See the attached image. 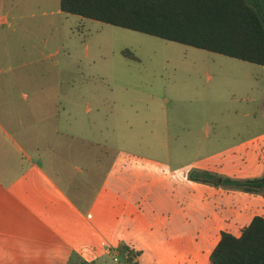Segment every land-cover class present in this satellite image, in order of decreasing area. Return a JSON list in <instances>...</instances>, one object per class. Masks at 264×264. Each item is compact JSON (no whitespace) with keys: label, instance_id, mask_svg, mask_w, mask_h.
<instances>
[{"label":"rangeland","instance_id":"1","mask_svg":"<svg viewBox=\"0 0 264 264\" xmlns=\"http://www.w3.org/2000/svg\"><path fill=\"white\" fill-rule=\"evenodd\" d=\"M78 19L67 20L73 29L63 53L66 96L59 100L60 123L79 139L99 144L101 163L117 152L138 157L141 175L133 176L123 196L129 212L117 235L110 239V230L98 227L103 242L86 231L96 249L85 252L84 261L128 264L123 246L129 244L142 252L139 264H210L220 233L239 236L242 228L236 215L250 194L219 182L243 180L228 173L232 163L246 143L264 142V66ZM123 50L136 60L124 57ZM67 156L58 153L54 168L82 178L86 162L66 161ZM259 158L264 161V148ZM103 166L98 165L99 179L79 206L84 217L101 188ZM130 169L132 178L137 172ZM205 173L214 184L196 180L207 178Z\"/></svg>","mask_w":264,"mask_h":264},{"label":"crops","instance_id":"2","mask_svg":"<svg viewBox=\"0 0 264 264\" xmlns=\"http://www.w3.org/2000/svg\"><path fill=\"white\" fill-rule=\"evenodd\" d=\"M69 16L61 10L60 0H0V264L85 262L84 253L96 249L86 231L107 242L96 229H109L113 239L123 225L120 219L129 212L123 196L130 191L133 176H141L138 157L117 152L107 164L101 163L99 144L79 139L60 123L59 100L66 96L63 53L67 31L73 29L67 28ZM253 141L232 163L228 173L234 177L264 176V161L259 158L264 142ZM58 153L68 154L66 161L83 159L84 176L75 180L55 169ZM98 165L103 166L99 172L103 181L92 204L101 200L100 206L94 209L91 204L84 217L79 206L99 179ZM131 166L137 172L132 178ZM255 216L264 217V194H250L248 202L239 205L240 234ZM112 220L117 221L116 229ZM123 247L139 251L129 244Z\"/></svg>","mask_w":264,"mask_h":264},{"label":"trees","instance_id":"3","mask_svg":"<svg viewBox=\"0 0 264 264\" xmlns=\"http://www.w3.org/2000/svg\"><path fill=\"white\" fill-rule=\"evenodd\" d=\"M60 8L82 19L264 66V0H60ZM121 54L136 60L128 50ZM209 174L196 180L213 183ZM219 183L264 194V176L222 178ZM123 251L128 264H137L139 251L127 247ZM209 261L264 264V217H253L238 237L221 232Z\"/></svg>","mask_w":264,"mask_h":264},{"label":"built area","instance_id":"4","mask_svg":"<svg viewBox=\"0 0 264 264\" xmlns=\"http://www.w3.org/2000/svg\"><path fill=\"white\" fill-rule=\"evenodd\" d=\"M113 261H114V263H117L118 262L116 258H114Z\"/></svg>","mask_w":264,"mask_h":264}]
</instances>
